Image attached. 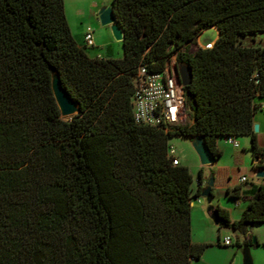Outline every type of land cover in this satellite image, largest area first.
<instances>
[{"label":"trees","instance_id":"obj_1","mask_svg":"<svg viewBox=\"0 0 264 264\" xmlns=\"http://www.w3.org/2000/svg\"><path fill=\"white\" fill-rule=\"evenodd\" d=\"M109 5L121 30L120 58L90 57L85 48L93 45L75 43L63 0H0V264L198 259L206 244L190 241L189 203L200 189L192 191L186 166L171 163L169 137L199 136L218 157L216 138L249 136L257 159L251 166L264 173V149L252 132L256 100L264 98V45L252 43L264 33V0ZM209 27L216 30L211 47L188 53ZM171 56L190 70L184 122L136 124L130 100L137 67L162 72ZM53 74L76 103L69 118L52 96ZM237 191L226 190L233 200ZM240 198L247 203L236 220L211 208L217 229L244 233L264 223V181Z\"/></svg>","mask_w":264,"mask_h":264},{"label":"crops","instance_id":"obj_2","mask_svg":"<svg viewBox=\"0 0 264 264\" xmlns=\"http://www.w3.org/2000/svg\"><path fill=\"white\" fill-rule=\"evenodd\" d=\"M66 1L70 4L72 3V0H63V10L65 8ZM102 1L103 0H75L73 3L75 4V6L77 4V6L73 7L76 12L72 16V18H75L77 20L81 18H85L86 17L85 10H87L86 13H88V11H96ZM96 12H93L95 16H96ZM66 22H67V19H66ZM74 27H75L74 31L78 33V35L80 36V41L75 38L74 31L68 25V28H69V31H70V34L73 40L79 47H81L83 45L82 35H83V31L85 28H82L80 22H77L76 26L74 25ZM258 36L260 38L258 41L259 42L258 45H264V33L259 34ZM215 38H216V35L214 39ZM214 39L209 42L212 43ZM110 42H111L110 39L99 40L98 46L95 48L94 55L92 57H105L109 55L111 58H120L118 56L119 54H116V56H114V48ZM92 43L94 47L95 42L93 41V36H92ZM256 101L259 102L260 105H264V98L257 99ZM252 125H256L257 127V130L255 132L252 131L254 133V144L257 148L264 149V110L260 109L253 114ZM232 138L236 142L237 147H242L241 153H238V154L241 155L242 158H244V154L248 153L250 155V164L252 165V162L254 160H252L249 136H238V137H232ZM237 138H240L239 141L236 140ZM187 139L189 140V138ZM214 144H215V148L219 150L220 153L223 151V149H225V146L227 148L229 147L231 150L237 148V147L233 148L231 145L227 144L225 141V138H221V137L216 138L214 141ZM233 153H234V156H236L235 151ZM233 153L231 152L230 155H232ZM218 157L214 159L213 163L209 164L210 167L215 164ZM208 174L209 172L206 175H204L201 171V176H200L199 181H197L196 179L193 184V179H192V182H191L192 191L195 190L196 186H198L200 190H199V194L197 196H194V198H192L189 203V206H190V210H189L190 241L195 244H206V246L203 249L202 253L200 254L199 258L196 260H192L190 264H241V258H242L241 254H242V244L243 243L239 244L237 241H235L234 243L238 245L235 247L232 246L233 244L232 241H231V245H228V246L220 245L218 243L221 239L220 229H217L216 225L212 223L211 219L209 218V212L211 208H214L215 206H217L218 208L224 209L227 212L229 220H236L240 216L243 208L245 207L247 203L246 200H243L240 198L241 193L243 190H246L249 186L240 188L239 185L237 186L236 184H225L224 192L227 198L229 197H228V193L226 192V190L230 191L234 187L238 188V191H237L238 198L236 200L232 199L231 201L232 207H230L229 199H226V198H225V201L227 200L226 204L220 202L219 200L216 202H212V199L215 196H218V194L216 195V192H215L216 187L214 184L211 186V196H210L212 197L211 200L207 199V201H202L200 199V191L206 185L209 179ZM263 176H264V173H263ZM262 177H256V173H255V179H251L249 182L250 184H253V185L260 184L262 183L261 182ZM261 226L263 228V231L260 232L259 228ZM263 226H264V223L252 224L247 228V231H249L247 236L253 234L255 237V241L257 243V245H249V247H251L252 249L264 248V227ZM246 237H244L243 239L245 240ZM223 249H226L227 251L224 254H221V251Z\"/></svg>","mask_w":264,"mask_h":264},{"label":"rangeland","instance_id":"obj_3","mask_svg":"<svg viewBox=\"0 0 264 264\" xmlns=\"http://www.w3.org/2000/svg\"><path fill=\"white\" fill-rule=\"evenodd\" d=\"M75 0H72V3H68L66 1L65 8H64V14L67 19V23L70 26V28L74 31L77 22L81 23L82 28L89 27L92 30V36L94 47L91 48H85V52L88 56L92 57L94 55V50L98 46V41L102 39H110V43L112 44L114 48V56L116 54H119L118 56L121 57V42L116 41L112 38L108 26H101L96 19V16L93 12L98 11L101 7L107 6L110 0H103L100 5L98 6L96 11H88L85 10L86 17L81 19H75L72 18L74 13L76 12L73 7H76L73 3ZM97 13V12H96ZM216 35V30L213 27H209L204 29L198 37L195 39V42L193 44H190L188 46L187 52L191 53L196 47L202 46L204 43L209 42L214 39ZM259 35V34H258ZM252 37V43L254 45L258 44L259 42V36ZM74 36L77 40L80 41V36L78 33L74 31ZM117 52V53H115ZM174 59V56H171ZM185 120L182 117L180 120H178V123H183ZM240 138H237L236 140L239 141ZM168 146H171L175 150V155L177 156L178 163L186 166L189 170V173L193 179V184L196 180V174L199 169H201L202 173L206 175L208 172V178H212V185L214 184L216 189V195L212 199V202L220 201L224 204L227 203L226 199H229L230 201V207H232V199L227 198L224 192V186L225 184H236L239 185L240 188L249 186L250 180L255 179V173L256 170L251 166L250 164V155L248 153L244 154V158H242L241 155L238 153H241L242 147H237L236 149L231 150L229 147L227 148L225 146V149L220 153L219 157L217 158V161L213 166H201L199 164L198 158L190 144V141L187 138H183L180 136H172L167 139ZM236 156H234V152ZM233 153L230 155V153ZM243 176L245 178L244 183H239V177ZM222 181V182H220ZM264 181V176L262 177L261 182ZM211 185V186H212ZM224 196V197H222ZM212 197H202L200 196V199L202 201L211 200ZM264 227V226H263ZM259 231H263L262 226L259 228ZM249 231L247 229L244 231V233H241L238 230H232L230 228H220V238L223 236H228L230 240L233 242L232 246L235 247L234 242L237 241L239 244H242L243 238L247 236ZM244 234V235H243ZM253 236V234L249 235ZM255 238V237H254ZM227 250L223 249L221 251V254H224ZM249 257L251 259V264H264V248H256L252 249L251 247L248 248Z\"/></svg>","mask_w":264,"mask_h":264},{"label":"built area","instance_id":"obj_4","mask_svg":"<svg viewBox=\"0 0 264 264\" xmlns=\"http://www.w3.org/2000/svg\"><path fill=\"white\" fill-rule=\"evenodd\" d=\"M85 46H92V30L85 27L82 35ZM210 42L200 46L210 48ZM174 59L170 57L165 62L162 72L150 73L143 66H138L133 76V91L131 95V114L136 124L145 126H158L166 124H179L178 120L184 118L183 86L177 83L173 70ZM264 110V105H260ZM225 141L233 148L237 147L232 137H226ZM167 155L173 165L178 163L175 150L167 147ZM245 178L240 177L239 183H244ZM222 246L231 244L228 236L221 237L218 242Z\"/></svg>","mask_w":264,"mask_h":264},{"label":"water","instance_id":"obj_5","mask_svg":"<svg viewBox=\"0 0 264 264\" xmlns=\"http://www.w3.org/2000/svg\"><path fill=\"white\" fill-rule=\"evenodd\" d=\"M96 18L101 26H108L110 34L112 38L116 41H121V30L116 24L113 13L110 5L101 7L97 13ZM173 70L176 76L177 83L182 86H187L190 82V70L184 66H177L174 64ZM50 89L52 96L54 98L55 104L59 111V115L62 118H69L73 114L76 113L77 107L76 103L69 97V95L65 92V90L61 87L58 77L53 74L50 78ZM257 130L256 125H252V131L255 132ZM190 144L198 158L199 164L201 166H206L213 163L216 157L209 151L201 137L194 136L189 138ZM257 159L255 158L254 161ZM263 172L257 171L256 177H262ZM212 185V178L210 177L206 183V185L201 189L200 196L202 197H210V189ZM217 211L214 209H210L209 218L212 223L216 225L217 223ZM255 238L253 236L249 237L250 244H242V254H241V264H251V259L249 257L248 248L249 245H253L255 243Z\"/></svg>","mask_w":264,"mask_h":264}]
</instances>
